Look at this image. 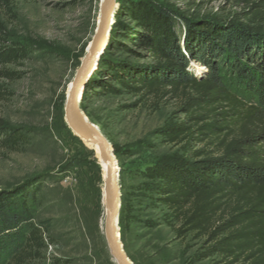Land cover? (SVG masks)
Masks as SVG:
<instances>
[{"label":"rangeland","instance_id":"374dc122","mask_svg":"<svg viewBox=\"0 0 264 264\" xmlns=\"http://www.w3.org/2000/svg\"><path fill=\"white\" fill-rule=\"evenodd\" d=\"M103 1L0 0L7 45L29 52L7 66L18 78L0 79V118L29 137L18 150L0 146V191L26 184L38 193L33 220L47 242L30 264H119L106 236L107 163L66 117L67 97L92 45ZM132 1H149L191 19L249 20V5L240 0H117L121 15L114 18V38L103 51L116 64H155L123 34L125 28H135L128 15ZM98 63L93 88L84 90L80 108L117 159L118 229L128 256L134 264H230L217 255L195 260L208 246L207 237L195 231L181 235L182 221L158 200L159 194L149 188L152 179L145 175L161 158L182 153V145L161 130L169 121L185 120L181 106L187 92L168 87L151 94L129 92L100 72ZM190 69L203 75L199 63ZM99 79L116 91L101 89Z\"/></svg>","mask_w":264,"mask_h":264},{"label":"trees","instance_id":"16d2710c","mask_svg":"<svg viewBox=\"0 0 264 264\" xmlns=\"http://www.w3.org/2000/svg\"><path fill=\"white\" fill-rule=\"evenodd\" d=\"M240 1L249 5L248 23L191 19L149 1H132L128 15L135 28L123 34L155 64H116L103 52L98 67L129 92L167 87L187 92L181 106L185 120L169 121L161 130L182 145V153L148 169L149 188L182 221L181 235L195 231L207 237L196 261L217 255L230 264H264V0ZM113 38L110 30L105 49ZM6 42L0 18V79L12 80L18 76L7 66L29 52ZM194 63L203 75L190 69ZM93 74L85 91L93 88ZM97 82L108 93L116 91ZM28 141L26 133L0 118L1 147L18 150ZM37 201L38 193L26 184L0 191V264H30L40 256L47 239L33 220Z\"/></svg>","mask_w":264,"mask_h":264},{"label":"water","instance_id":"95a60500","mask_svg":"<svg viewBox=\"0 0 264 264\" xmlns=\"http://www.w3.org/2000/svg\"><path fill=\"white\" fill-rule=\"evenodd\" d=\"M117 0H104L101 19L94 35L92 45L76 72V77L66 101V117L70 127L79 136H85L91 143L98 145L103 159L108 165L107 199L108 215L106 236L111 251L119 264H134L120 240L117 217L121 206V187L118 179V163L113 149L97 126L92 124L80 108L86 83L92 75L109 39Z\"/></svg>","mask_w":264,"mask_h":264},{"label":"bare ground","instance_id":"6f19581e","mask_svg":"<svg viewBox=\"0 0 264 264\" xmlns=\"http://www.w3.org/2000/svg\"><path fill=\"white\" fill-rule=\"evenodd\" d=\"M104 2V1H103ZM102 5H103V3H102ZM101 9H102V6H101ZM115 13H116V10H115ZM115 15V14H114ZM100 19H101V17H100ZM113 21H114V17H113ZM113 23V22H112ZM99 26V25H98ZM112 26V25H111ZM98 29V28H97ZM97 31V30H96ZM96 33V32H95ZM94 38V37H93ZM88 53V52H87ZM76 77V76H75ZM75 80V79H74ZM74 83V82H73ZM72 89V88H71ZM71 92V91H70ZM97 146V148H98V150L100 151V149H99V147H98V145H96ZM101 153V152H100ZM106 162V161H105ZM107 167H108V165H107ZM107 178H108V169H107ZM108 200V199H107ZM120 201H121V199H120ZM121 203V202H120ZM108 210H109V208H108ZM118 217H119V214H118ZM118 217H117V227H118V221H119V219H118ZM106 222H107V220H106Z\"/></svg>","mask_w":264,"mask_h":264}]
</instances>
